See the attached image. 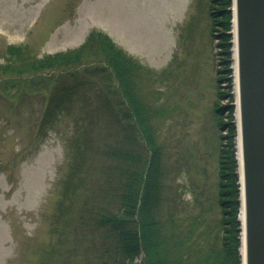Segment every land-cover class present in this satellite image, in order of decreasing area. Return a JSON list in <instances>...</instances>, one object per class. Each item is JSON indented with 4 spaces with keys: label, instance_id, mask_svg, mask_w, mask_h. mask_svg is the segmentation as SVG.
Masks as SVG:
<instances>
[{
    "label": "rangeland",
    "instance_id": "1",
    "mask_svg": "<svg viewBox=\"0 0 264 264\" xmlns=\"http://www.w3.org/2000/svg\"><path fill=\"white\" fill-rule=\"evenodd\" d=\"M207 7L208 0H0V62L8 44L24 46L29 54L40 57L76 47L91 30L111 38L141 66L142 114L162 148L165 164L161 214L173 203L181 216L198 215L199 229L208 228L212 235L220 217L218 148L222 143L227 149L229 139L235 148L236 138L226 124L234 123V118L230 122L227 111L222 113L224 129L220 130L211 110L216 99L218 48L210 35ZM138 12L144 48L133 47L126 37L130 16ZM220 67L224 70L226 65ZM228 69L232 72L231 66ZM220 75L227 79L222 80L220 90L231 94L232 75L225 71ZM34 79L0 76V264H39L42 246L52 241L50 221L60 196V180L71 163L69 145L75 126L101 118L97 113L87 115L94 105L87 113L79 112L77 101L73 112L61 114L39 133L49 90L42 87L43 81ZM93 79L101 88L107 87L117 108L120 95L108 69L101 67ZM231 99L223 95L219 104L230 106ZM130 116L133 142L145 151L143 131L134 115ZM118 131L113 126L105 134L119 135ZM222 134L225 137L220 139ZM99 157L91 160L85 176L93 183L86 194L96 196L97 185L104 180L109 160L102 153ZM238 209L231 207L229 217L236 214L238 219ZM135 264H141L140 258Z\"/></svg>",
    "mask_w": 264,
    "mask_h": 264
},
{
    "label": "trees",
    "instance_id": "2",
    "mask_svg": "<svg viewBox=\"0 0 264 264\" xmlns=\"http://www.w3.org/2000/svg\"><path fill=\"white\" fill-rule=\"evenodd\" d=\"M230 6L231 0H209L208 13L211 35L217 40V59H222L216 69L218 100L213 112L222 115L227 111L231 122L233 106L219 104L223 95L230 96L220 90L225 79L220 74L231 73L227 70L231 64ZM3 56L0 76L31 81L37 78L49 89L40 130L48 128L60 114L73 112L77 101L79 112L87 113L94 105L87 115L91 112L101 116L86 126H75L69 145L71 163L60 180V196L50 222L52 242L44 249L39 264H135L137 258L141 264H240L239 222L236 214L229 217L230 208L238 207L237 164L231 139L228 146L232 149L223 148L222 143L218 149L216 203L220 217L210 235L208 228L199 229L198 215L181 216L173 203L161 214L165 164L161 160L162 148L142 114L140 65L107 35L91 31L77 47L40 57L10 44ZM223 63L224 70L220 67ZM96 64L108 69L116 81L120 95L117 108L110 101L107 87L101 88L93 79L101 70ZM92 66L100 70L89 72ZM81 67L84 70L79 76ZM130 113L143 131L145 151L133 142L135 130ZM221 120L220 116L218 125L224 129ZM226 124L234 133V123ZM113 126L121 133L105 134ZM101 153L109 160L104 180L97 185L96 196L86 194L93 183L89 184L85 176L90 172L91 160H100Z\"/></svg>",
    "mask_w": 264,
    "mask_h": 264
},
{
    "label": "water",
    "instance_id": "3",
    "mask_svg": "<svg viewBox=\"0 0 264 264\" xmlns=\"http://www.w3.org/2000/svg\"><path fill=\"white\" fill-rule=\"evenodd\" d=\"M239 88L241 264H264V0H234Z\"/></svg>",
    "mask_w": 264,
    "mask_h": 264
},
{
    "label": "bare ground",
    "instance_id": "4",
    "mask_svg": "<svg viewBox=\"0 0 264 264\" xmlns=\"http://www.w3.org/2000/svg\"><path fill=\"white\" fill-rule=\"evenodd\" d=\"M234 3V0H233ZM234 9L231 13V17H232V21H231V27H230V37L232 38V46H230L231 48V67H232V85H233V91L230 94V97H232V106H233V113H235L236 116V120H237V129L238 131L240 130V127L238 125L239 123V103H238V96H239V88H238V79H237V48H236V38H237V32H236V28H234ZM133 17L136 20V24L133 23ZM141 23V15L138 13H134L131 14L130 16V20L129 23L127 24V28H126V37H127V41L136 48H144V42H143V35H142V28L140 26ZM136 25V26H135ZM231 44V41H230ZM216 95V94H215ZM218 97L216 95V99L214 101H217ZM238 139H239V135H238ZM239 141H238V147H239V151L237 150V155L239 157V163H240V145H239ZM242 188V187H241ZM243 215V211L241 208V213L238 212L239 215V234L241 233V237H239V241L240 244L242 245V241H243V232H244V228H242V223H243V218L240 217V215Z\"/></svg>",
    "mask_w": 264,
    "mask_h": 264
}]
</instances>
